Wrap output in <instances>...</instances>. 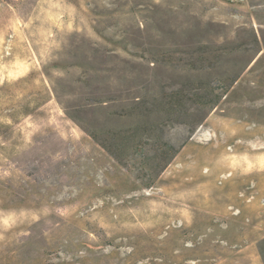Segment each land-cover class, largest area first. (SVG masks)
Here are the masks:
<instances>
[{"label":"rangeland","instance_id":"374dc122","mask_svg":"<svg viewBox=\"0 0 264 264\" xmlns=\"http://www.w3.org/2000/svg\"><path fill=\"white\" fill-rule=\"evenodd\" d=\"M159 58L152 90L237 80L154 176L87 129ZM0 264H264V0H0Z\"/></svg>","mask_w":264,"mask_h":264},{"label":"trees","instance_id":"16d2710c","mask_svg":"<svg viewBox=\"0 0 264 264\" xmlns=\"http://www.w3.org/2000/svg\"><path fill=\"white\" fill-rule=\"evenodd\" d=\"M192 57L195 58L193 55ZM150 65L154 68L152 72L147 73V69H124L119 73V78L132 80L142 77L145 82L144 87H134L133 83H129L115 89L119 103L117 111L111 116L119 118L121 126L115 131L104 132V140L96 128L87 131L123 165L127 163L129 154L146 153L143 161L145 168L152 175L158 176L177 156L208 114L220 104L237 78H233L229 88L225 87L223 90L214 85L197 87L190 78L177 87L165 84L162 90L157 87L152 90L149 87L154 81L164 79L172 84L176 83L172 80L175 74L168 75V65L160 58L151 61ZM136 92H141V95H136ZM124 96L130 99L124 101ZM84 106L89 109L92 104L86 103ZM180 116L192 119L186 123L190 127L185 139L177 143L167 133L170 125L180 122Z\"/></svg>","mask_w":264,"mask_h":264}]
</instances>
